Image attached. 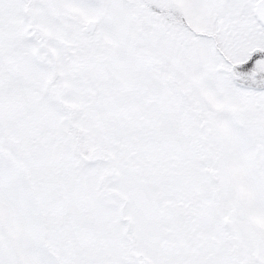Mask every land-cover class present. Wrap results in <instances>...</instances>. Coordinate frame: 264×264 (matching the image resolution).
I'll use <instances>...</instances> for the list:
<instances>
[{
	"label": "snow or ice",
	"instance_id": "snow-or-ice-1",
	"mask_svg": "<svg viewBox=\"0 0 264 264\" xmlns=\"http://www.w3.org/2000/svg\"><path fill=\"white\" fill-rule=\"evenodd\" d=\"M0 264H264V0H0Z\"/></svg>",
	"mask_w": 264,
	"mask_h": 264
}]
</instances>
